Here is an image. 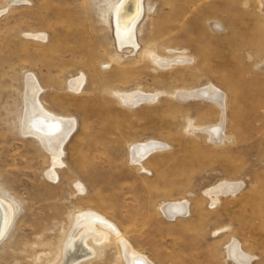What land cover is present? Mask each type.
I'll return each mask as SVG.
<instances>
[{
	"label": "rangeland",
	"instance_id": "374dc122",
	"mask_svg": "<svg viewBox=\"0 0 264 264\" xmlns=\"http://www.w3.org/2000/svg\"><path fill=\"white\" fill-rule=\"evenodd\" d=\"M119 1L0 0V198L14 208L0 264H73L64 246L87 212L152 264H236L233 243L264 264V1L143 0L137 48L118 46ZM152 55L189 61L162 69ZM28 75L47 111L76 122L61 166L21 133ZM209 85L224 93L220 144L192 131L218 125L219 107L177 97ZM136 91L158 98L124 105ZM147 142L165 147L132 164ZM222 183L240 189L210 197ZM179 202L187 216L168 219ZM113 237L77 264H126Z\"/></svg>",
	"mask_w": 264,
	"mask_h": 264
},
{
	"label": "bare ground",
	"instance_id": "6f19581e",
	"mask_svg": "<svg viewBox=\"0 0 264 264\" xmlns=\"http://www.w3.org/2000/svg\"><path fill=\"white\" fill-rule=\"evenodd\" d=\"M18 2H24V0H13V3ZM5 11V8L1 9L0 16L3 15ZM143 13V0H120L113 8L114 35L116 36L115 38L117 39L119 48L124 46L137 48L135 30L143 16ZM211 27L214 31L222 30L221 28H218L217 25H212ZM37 38L44 40V37ZM152 59L155 64H157V66L162 69H168L173 65L183 64L189 61L187 58L180 56L168 60L156 57L154 55ZM25 82L26 93L23 98L24 111L20 124L21 133L24 136L36 138L44 150H46L52 157V163L54 166H61L62 157L64 156V145L68 141L72 132L75 131L76 122L74 119L57 116L47 111L43 107L39 100V95L42 92V88L39 86L34 76L32 77V75H28ZM82 82V79H80L77 81V83H75L77 86L75 89L77 91L80 88ZM177 97L179 100L198 99L208 100L215 103L222 112L220 123H218L216 126L206 128L193 127L192 131H201L207 133L210 140L216 144L226 141L227 137L224 135L225 105L223 92L213 85H209L207 87L195 90L179 92ZM119 98L123 101L124 105L133 107L142 102H154L157 100L158 95L145 94L136 91L130 94H120ZM192 131L190 132L193 133ZM164 147L165 146L163 144L158 142H147L144 144L133 145L130 148V160L132 164L140 165L141 162L149 155L155 151L164 149ZM48 178L56 180L55 172H50L48 174ZM80 187L79 189H81L83 192L82 188ZM239 189L240 186L236 185L235 183H222L213 191H208V195L210 197L213 196L215 199H217L219 195L234 196L239 191ZM212 202V204H215L216 200H212ZM162 212L168 217V219H174L176 216H187L188 207L185 202L166 204L162 207ZM13 217V205L9 201L0 198V241L9 231ZM76 218V224L73 226L74 228L72 229L68 241L64 246V251L68 249L71 252L70 257L74 258L72 259L73 264H77L93 255V249L89 246V242H92L97 246H101L103 243L110 240V234H113V236L117 238L115 241H118L121 246V253L123 254L122 258L124 257L126 264H152L146 257L135 251L127 241L122 239L116 226L101 215L87 212L79 216L76 215ZM99 228L102 229L103 232H99ZM239 249L240 248L237 243L231 244L228 247V257L231 258L236 264H250L253 258L246 256Z\"/></svg>",
	"mask_w": 264,
	"mask_h": 264
}]
</instances>
